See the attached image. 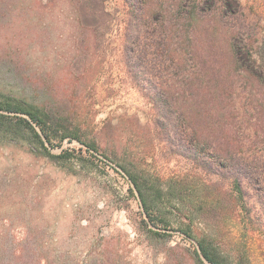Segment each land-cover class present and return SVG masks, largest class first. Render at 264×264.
I'll return each mask as SVG.
<instances>
[{
  "label": "rangeland",
  "instance_id": "obj_1",
  "mask_svg": "<svg viewBox=\"0 0 264 264\" xmlns=\"http://www.w3.org/2000/svg\"><path fill=\"white\" fill-rule=\"evenodd\" d=\"M45 1L0 0V93L56 106L64 126L79 129L87 142H100L106 156L70 138L45 143V151L26 134L0 130V230L16 241L43 238L51 255L79 264H209L198 261L196 243L177 230L187 218L196 236H207L223 250L224 264L238 258L264 264V192L244 181L243 199H237L219 175L206 174L201 149L191 150L189 138L174 139L172 122L161 119L168 131L155 126L153 99L164 91L185 94L187 66L153 44L126 43L128 0L106 2L105 38L85 51L74 43L76 29L54 27L45 39L38 22ZM52 1V14L72 15L70 0ZM239 1V37L250 39L255 59L264 65V0ZM227 28L219 23V30L201 35L219 66L211 78L219 82V92L232 91L235 127L250 134L247 153L264 157L263 134L255 132L264 129V88L238 76ZM83 52L86 63L73 61ZM163 82L174 88L166 90ZM119 164L142 173L152 199L161 191L156 205L169 218V228L149 223Z\"/></svg>",
  "mask_w": 264,
  "mask_h": 264
},
{
  "label": "trees",
  "instance_id": "obj_2",
  "mask_svg": "<svg viewBox=\"0 0 264 264\" xmlns=\"http://www.w3.org/2000/svg\"><path fill=\"white\" fill-rule=\"evenodd\" d=\"M107 1L70 0L72 15L57 16L52 14L49 8L53 1L46 0L42 5V14H38L39 26L45 32V39H49L48 35L54 27H67L76 29L74 43L80 48L83 47L84 51L88 45L99 46L110 24L105 9ZM126 2L129 4L126 43H132L133 48L153 44V47L156 46L158 51L172 62L185 64L190 78L189 89L185 94L171 95L164 91L161 96L153 99L157 111L156 128L168 131V127L164 128L161 119L164 122H172L174 139L186 142L189 138L191 150L197 152L201 149L200 153L205 158L203 169L206 174L219 175L220 180L227 183L229 191L233 195L236 194L237 199H243L244 181L258 188L259 192H264V157L255 158L253 153L250 156L245 150L246 140L250 137L249 131L235 127L238 113L234 108L232 91L226 87L223 88V92H219V82L211 78V73L219 74V66L210 60L207 48L201 43L203 32L219 30V23L229 27L227 29L232 39L231 52L238 76L263 89L264 65L255 59L250 39L243 42L239 37L243 35V25L237 22L239 18H243L242 3L239 0ZM229 11L232 14H229ZM133 56L137 61V52H134ZM82 59L86 63L88 53L76 55L73 61ZM162 86L166 90L174 88L172 82H163ZM65 123L61 111L56 106L32 105L24 99L0 93V130L6 135L26 134L45 151H47L45 143L54 146V140L60 144L67 138L75 139L89 149L106 156L100 142L95 139H92V142L83 140L79 129L70 131L64 126ZM255 132L263 134L264 139L262 127ZM118 166L128 176L149 223L159 230L169 228V218L156 205L161 191L158 190L156 199H152L146 178L139 170L122 164ZM133 190L130 189L131 192ZM184 219H180L177 230L186 239L196 243L194 255L198 261L224 264L223 250L220 247L218 249L207 236H196L191 222H187V218ZM48 246L49 242L43 238L30 237L16 241L7 232L3 233L0 230V264H79L73 262L72 258L51 255L47 251ZM243 263L244 259L238 258L236 264Z\"/></svg>",
  "mask_w": 264,
  "mask_h": 264
}]
</instances>
